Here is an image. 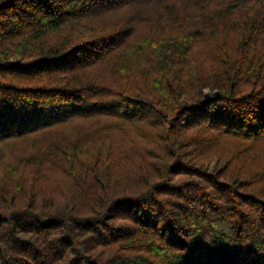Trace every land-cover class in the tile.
<instances>
[{"label":"trees","instance_id":"1","mask_svg":"<svg viewBox=\"0 0 264 264\" xmlns=\"http://www.w3.org/2000/svg\"><path fill=\"white\" fill-rule=\"evenodd\" d=\"M0 148V264H264V0H0Z\"/></svg>","mask_w":264,"mask_h":264},{"label":"rangeland","instance_id":"2","mask_svg":"<svg viewBox=\"0 0 264 264\" xmlns=\"http://www.w3.org/2000/svg\"><path fill=\"white\" fill-rule=\"evenodd\" d=\"M201 50L204 51V48H201ZM4 57V56H2ZM209 65H207L208 67ZM135 135V134H134ZM135 146H138L140 148H146L149 147L146 143L145 140H138L135 144ZM151 147V146H150ZM219 149V148H218ZM218 149L217 150H213L211 152H209L207 155H205L203 158H201V161L208 167L209 170H216L218 168H220L222 166V162H220V160L218 159ZM154 150L156 151V153H158V155L161 154V151L157 149V147H154ZM0 153L3 156V160L4 162H8L11 161L14 157L11 153H9L8 151H6L4 148H0ZM17 153L18 155H26L29 153L28 150V146L27 145H20L17 147ZM92 155H89L87 157H85V160H89L91 158ZM158 163H160V160L157 158H153L152 159V166H156ZM3 176V170L0 169V180L2 179ZM183 179H185L184 175H177L174 177V180L176 182L182 181ZM134 176L131 177V182L134 183ZM71 180L67 177L64 176L61 179L60 182V189H61V198L65 199L66 195H68V192L71 188ZM63 202H65V200H62ZM101 250V249H100ZM105 254V252H104Z\"/></svg>","mask_w":264,"mask_h":264}]
</instances>
